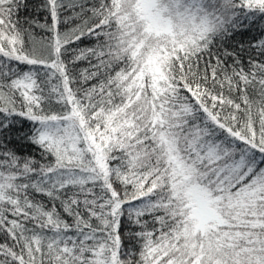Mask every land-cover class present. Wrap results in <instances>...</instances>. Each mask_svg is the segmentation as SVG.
I'll list each match as a JSON object with an SVG mask.
<instances>
[{
  "label": "snow or ice",
  "instance_id": "snow-or-ice-1",
  "mask_svg": "<svg viewBox=\"0 0 264 264\" xmlns=\"http://www.w3.org/2000/svg\"><path fill=\"white\" fill-rule=\"evenodd\" d=\"M0 264H264V0H0Z\"/></svg>",
  "mask_w": 264,
  "mask_h": 264
},
{
  "label": "trees",
  "instance_id": "trees-1",
  "mask_svg": "<svg viewBox=\"0 0 264 264\" xmlns=\"http://www.w3.org/2000/svg\"><path fill=\"white\" fill-rule=\"evenodd\" d=\"M38 2H39V0H31V3H32L33 6L36 3H38ZM26 14L29 15V16H31V15H34L36 13H34L32 11V8L30 7ZM22 15H23V13H22ZM39 15L41 17H43L44 16V13H39ZM37 31H39V30H37ZM258 37H259V31L256 30V29H253L252 32L244 33L243 35L237 37V39H240V40H243V41H248V40H252V39L258 38ZM231 43H234V42H231ZM81 67H87V64L86 63H82L81 64Z\"/></svg>",
  "mask_w": 264,
  "mask_h": 264
}]
</instances>
